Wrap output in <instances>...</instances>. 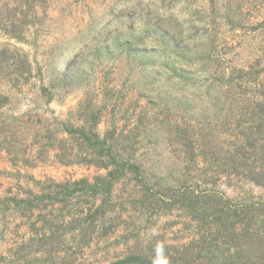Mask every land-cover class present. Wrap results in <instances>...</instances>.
<instances>
[{"label":"rangeland","instance_id":"374dc122","mask_svg":"<svg viewBox=\"0 0 264 264\" xmlns=\"http://www.w3.org/2000/svg\"><path fill=\"white\" fill-rule=\"evenodd\" d=\"M153 1L159 13L172 9L180 16L170 23L168 16L161 18L164 29L174 31L178 55L169 60V46L161 43V57L136 55L139 49L134 45L129 58H123L121 47L126 40L107 43L103 34L116 31L131 14L139 18L147 13ZM224 1L49 0L42 9V23L27 28L25 42L0 30V53L4 48L19 50L32 64V76L25 85L13 86L0 72V93L11 99L10 106L0 111V122L6 124L4 134L17 144L13 155L0 150V264H115L134 255L155 261L158 250L167 264H224L223 257L229 253L233 257L225 264H264V186L243 174L212 179L190 167L186 176L197 180L192 189L201 199L191 207L188 202L170 206L152 198L143 201V188L123 184L110 194L88 195L74 207L45 202L31 209L21 204L14 208L6 200H33L48 193L52 183L92 181L106 173L85 165H61L52 153L43 161L46 155L38 156L34 146L36 131L67 121L86 93L100 104L105 100L101 133L113 124L131 128L140 113L137 104L148 101L145 123L157 116L171 123L211 125L217 142L227 147L234 140L235 126H221L219 120L241 109L234 102L216 99L223 97L224 81L233 67L255 61H259L257 70L243 89L248 94L264 91V25L260 26L264 0L246 1L240 15L231 7V16L236 15L233 23L225 16ZM151 14L158 16L155 8ZM182 21L189 22L185 26L190 27L193 39L183 34ZM141 24L137 22V29ZM80 51L63 81L67 63ZM43 86L52 92L51 101L42 94ZM158 125V134L143 138L141 158L161 161L150 172L157 183L181 185L189 179H181L182 168L176 160L183 155L175 148L178 142L170 141L174 127ZM168 148L176 157L167 162ZM103 199L106 203L100 210ZM71 219L79 220L88 239L70 229ZM86 219H92L93 230L87 228ZM52 234L65 236L61 245H49L56 247L50 256L38 249L41 240ZM210 247L214 254L201 252Z\"/></svg>","mask_w":264,"mask_h":264},{"label":"trees","instance_id":"16d2710c","mask_svg":"<svg viewBox=\"0 0 264 264\" xmlns=\"http://www.w3.org/2000/svg\"><path fill=\"white\" fill-rule=\"evenodd\" d=\"M48 1L0 0V30L18 42H25L27 28L42 23L44 14L42 9L46 7ZM246 1L248 0H225L223 2V6L227 7L225 16L229 23H233L232 18L236 16H231L229 11L231 7L234 6L238 10L236 13L240 15ZM206 2L213 4L214 0H206ZM148 8V12L139 18L133 17L132 14L129 15V19L122 23L119 28L117 27L116 31H109L106 35L103 34V38L106 39L107 43L111 41L114 43L119 42L120 39L124 38L126 40L125 46L121 47L123 58H129L134 45L138 46L139 49L136 55L140 53L142 56L147 57H161L160 44L166 43L170 50L168 59L174 61L173 57L178 55V47L173 45L174 31L164 29L161 18L168 16L170 23L173 18L180 19V16L172 13V9L159 13L160 7L157 6L156 1L149 2ZM151 8L156 9L158 16L154 17L151 14ZM138 21L142 23L140 30L136 27ZM187 23L189 22L182 21L181 29L183 28V34L191 40L193 37L190 27L185 26ZM263 25L264 21L260 26ZM237 27L236 25L233 29ZM119 29L125 31L120 32ZM113 42L111 43L113 44ZM80 53L81 51L67 63L65 71L61 74L63 81L68 79ZM258 65L259 61H255L248 63L246 67H233L226 79L224 77L226 86L223 87V97L221 100L218 97L216 101H220L219 103L224 101L234 102L236 103L234 105L240 106L239 109H241L236 114L235 112L232 113L233 117L228 115L225 121L219 120L222 122L221 126H231L233 124L235 126L233 128L234 140L232 139L227 147L221 146L217 142L216 134L211 125L195 124L187 121L180 122L178 120L171 123L166 117L160 121L157 116H153L148 120V123H145L144 118H148L150 112V102L148 101L142 106L139 103L137 104L140 113L136 116L131 128L124 130L113 124L101 133L99 126L107 109L105 100L103 104H100L86 93L85 98L80 101L67 121H57L51 126L36 131L34 146L38 156L43 157V155H46L43 161H46L47 156L52 153L55 161L61 165H85L94 167L97 170H104L106 173L96 176L92 181L81 179L62 184L52 183L48 187V193L33 200L15 198L6 200L12 202L14 208H19L21 204L26 206L25 208L31 209L39 207L40 203L45 204V202H48L51 206L62 204L65 206L73 205L74 207L88 195L110 194L117 185L123 184L133 185L134 188H143V201L152 198L170 206L176 203L186 205L188 202L189 207H191L192 204L201 199L192 189L197 180L193 178L195 181H190L191 178L186 176L190 167L197 168L205 177L212 179L229 177L233 173L243 174L255 184L264 186V91L259 89L257 93L252 90L248 94L249 92L243 89L249 86L250 79L256 72L257 69L255 68ZM0 72L5 75L13 86L25 85L32 76V64L27 54L16 49L4 48L0 53ZM41 91L42 94L50 96L49 101L53 99V94L48 88L43 86ZM10 104V97L0 93V111L2 112L8 108ZM217 105L218 103L214 104V106ZM158 123L164 126L173 125L174 127V130L169 134V136H173L170 141L174 139L178 142L179 147L176 146L175 148H178L183 155L179 157L180 161H178V157L176 160L182 168L181 179H189L181 185L172 184L169 181L168 183H157L150 172L161 161L148 162L143 161L141 158L142 140L152 132H157V134L160 132L161 129ZM5 125V123L0 122V150L13 155L17 144L9 140L10 137L7 134H4ZM170 145L167 146L170 148ZM169 148L164 157L167 162L176 157ZM29 164L35 166L32 162ZM105 203L106 201L103 199L100 210L104 208ZM1 211L0 208V214ZM70 215L72 216L71 213ZM87 223H90L87 228L93 230L92 219L88 220ZM69 225L74 233L78 232L77 237L88 239L79 220L71 219ZM64 236H54V234L49 237L45 236L41 240L38 250L41 253H49L51 256L53 252H56V247L52 246L50 248L49 245L55 242L61 245V239ZM46 246H49V249ZM201 252H205L208 256L214 254L215 249L213 247L203 248ZM225 253H229V251ZM232 257L231 253L229 255L225 254L222 262L225 264ZM153 262L147 256L134 255L115 264H153Z\"/></svg>","mask_w":264,"mask_h":264},{"label":"clouds","instance_id":"9594fccd","mask_svg":"<svg viewBox=\"0 0 264 264\" xmlns=\"http://www.w3.org/2000/svg\"><path fill=\"white\" fill-rule=\"evenodd\" d=\"M158 258L153 262V264H167L166 259L162 258V254L158 250Z\"/></svg>","mask_w":264,"mask_h":264}]
</instances>
